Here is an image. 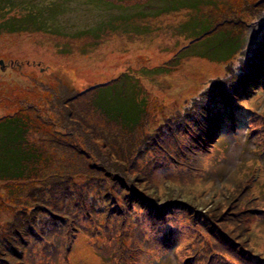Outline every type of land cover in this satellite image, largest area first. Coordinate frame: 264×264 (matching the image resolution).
Masks as SVG:
<instances>
[{"label": "rangeland", "instance_id": "obj_1", "mask_svg": "<svg viewBox=\"0 0 264 264\" xmlns=\"http://www.w3.org/2000/svg\"><path fill=\"white\" fill-rule=\"evenodd\" d=\"M263 56L264 0H0V130L19 126L25 154L8 178L9 138L0 264L264 260V226L231 214L264 201V76L240 86ZM105 84L129 116L98 102ZM216 105L242 121L202 147ZM158 228L176 240L166 252L148 250Z\"/></svg>", "mask_w": 264, "mask_h": 264}, {"label": "trees", "instance_id": "obj_2", "mask_svg": "<svg viewBox=\"0 0 264 264\" xmlns=\"http://www.w3.org/2000/svg\"><path fill=\"white\" fill-rule=\"evenodd\" d=\"M14 21V20H12ZM5 25V24H2ZM20 31V28L15 27L12 30H8L6 31L7 33H13V32H17ZM198 57V56H196ZM252 72H254V75L252 76ZM264 76V56L262 58H260V60L254 65L253 69L251 70L250 74H247L246 77L242 80L241 83V87L245 88V93L246 94H250L247 93L250 87H256V85L259 82H262L261 77ZM257 77H259L258 81H257ZM122 83H124L123 86V90L124 88L127 89V84L125 83V81H123ZM102 85L100 86V88H98L97 90V100L99 103H103L105 105L110 106L116 113H122L126 114V115H130L129 112H124V108L119 105L118 103L115 102H119L118 100L116 101L117 95L115 96V91H116V86L114 88L113 85L110 86H106ZM122 90V91H123ZM127 98V97H125ZM124 98V99H125ZM217 107V113L215 112H208V119H206V117H204L201 121L204 122V124L206 125V135L204 136V138H201V136H199V142L201 144L202 147H204L203 145H205V140H210V143L213 144L214 146H216L219 142V140L222 138V135L226 133V128L231 126L232 128H235V126H239L242 118L238 116V112L232 107V106H226V107H219L218 105H216ZM122 114V116H123ZM210 117V118H209ZM223 118L225 119H229L228 121H224ZM200 122V121H199ZM4 123H0V125H3ZM8 124H11L8 122ZM11 127V126H10ZM10 135L9 137L6 139L3 137V133L0 130V139L3 140V142H0V171H3V168H7V166H3L5 159L7 157H12L10 158V160L8 161L9 164H11V168L8 169L9 172V176H7L8 178H11L14 174L18 171L19 167L16 166H20V163L22 162L23 156L25 155L24 153H20V147L17 148V146H19L17 140L15 139V137L20 134V129L19 126H12L10 129ZM10 138V142L11 144H13L12 146H14V148L10 149L8 156L6 157L4 155V148L7 145V142ZM248 142H250V140H248ZM259 143L261 144V148L260 149H254V153H257L258 156L263 157L264 156V135L261 139V141H259ZM17 145V146H16ZM200 146L199 149V162H198V166L196 168H188L192 173H196L198 172V170H200L202 168V160L203 158H205L206 153H208L207 149L202 148ZM178 163V162H177ZM178 165H180L178 163ZM183 165V164H181ZM254 166V164L252 165V167ZM214 165L210 166V168H213ZM243 168V167H242ZM245 171L242 173V180L245 178L246 175V169L247 166L244 168ZM15 170V172H14ZM21 171V168H20ZM23 172V171H22ZM21 172V173H22ZM257 172V169H255L254 167L251 168L250 172L246 175L248 180L245 181L244 185H243V189H240L239 191V195L241 194V192H243L245 195H247L249 193V184L253 182V175H255V173ZM261 170L258 171V173H260ZM7 173V172H6ZM20 173V174H21ZM196 180H194L192 183H188V187L192 186L193 183H195ZM264 184V180L262 181V183H260V185H258L256 187V191L258 188H260L259 186ZM256 195V192H255ZM255 198H253L254 201ZM264 200V198H263ZM238 201V196L236 197V200L234 203H232L231 201L228 202L230 207L232 205V207H236L237 202ZM262 204H264V201L261 202ZM261 203L258 202H253L250 203L249 205L246 206L245 209L238 211V212H234V210L231 212V214L234 213V216L236 217L237 220V225L236 227H238L241 230H244L246 232H250V233H254L258 230H260L261 227L264 226V218L262 216H264V206H261ZM230 208V210H232L233 208ZM164 210H160V209H153L151 210V212L149 213L150 215H161L163 217H166L165 214L163 213ZM207 218H210L212 221H214L213 217L211 216V214L208 212L206 214ZM215 222V221H214ZM156 235H157V241H154L153 244L147 245L148 250H155L158 252H166L168 250H170L171 248L174 247V245L176 244V240L171 238V233H160L159 228L156 230ZM73 247L72 244V236L68 239L67 243H66V247H65V253L64 256H67L68 253L71 251ZM144 247H140L139 245L136 247L137 251H140V248H145ZM127 253H125L126 255ZM124 255V256H125ZM64 259L66 257H63ZM165 261L162 264H172L173 260L171 258L168 257H164ZM47 261H50L47 260ZM53 261L55 264L57 263V260H51ZM228 262L232 263V264H240L238 263L234 258H229ZM122 264V263H120ZM215 264H229L224 261L215 263ZM258 264H264V260H258Z\"/></svg>", "mask_w": 264, "mask_h": 264}, {"label": "water", "instance_id": "obj_3", "mask_svg": "<svg viewBox=\"0 0 264 264\" xmlns=\"http://www.w3.org/2000/svg\"><path fill=\"white\" fill-rule=\"evenodd\" d=\"M3 67H4V65H3L2 61H0V68H3Z\"/></svg>", "mask_w": 264, "mask_h": 264}]
</instances>
